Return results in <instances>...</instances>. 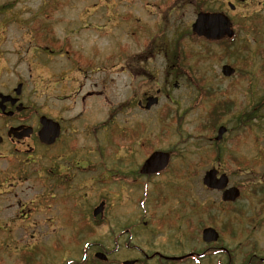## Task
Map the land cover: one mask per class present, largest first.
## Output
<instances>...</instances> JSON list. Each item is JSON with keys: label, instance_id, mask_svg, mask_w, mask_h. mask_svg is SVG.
<instances>
[{"label": "rangeland", "instance_id": "374dc122", "mask_svg": "<svg viewBox=\"0 0 264 264\" xmlns=\"http://www.w3.org/2000/svg\"><path fill=\"white\" fill-rule=\"evenodd\" d=\"M156 1L160 0H0V5L10 4L0 13V66H6L2 86H15L11 80L19 72L24 78V103L63 120V134L50 147L22 152L8 139L0 144V264H22L19 251L36 246L41 247L40 264H79L84 256L88 259L103 249H114L107 264H120L134 256L143 259L141 252L151 255L153 250L167 255L214 252L216 246H205L209 243L201 240L199 232L201 222L209 218L214 220L206 225L218 227L219 232L222 228V242L230 248L233 264H239L249 249L264 253V103L259 100L264 84L248 78L250 65L264 61L258 54L260 45L264 46L259 41H264V29L253 36V42L246 34L236 40L245 44L248 36L250 41L248 51H237V60L244 55L248 73L232 89V79L220 71L224 62L220 48L208 45L198 61L188 51L202 45L187 33L179 36L189 30L196 3L202 0H178L176 5H171L174 0H164L153 5ZM208 1L211 6L226 4ZM36 12L41 27L47 13L60 35L77 30L78 44H95L87 48L98 61L102 54L98 46L103 44V91L98 77L84 79L72 71L62 81L61 92H55L50 76L58 64L49 70L37 59L38 42L32 34L39 27ZM168 40L175 46L164 52ZM64 63L68 68V62ZM39 74L46 81H38ZM98 75L99 70L94 76ZM192 76L204 77L206 84L221 90L205 97ZM158 88L157 104L148 110L135 106L133 100L154 95ZM231 92L237 105L259 104L262 118L252 120L253 131H242L231 121L237 107L225 115L222 124L228 130L220 143L224 151L217 159L210 138L215 131L198 128L213 97L230 98ZM249 92L256 94L251 98ZM82 94L88 95L84 101ZM13 120L0 116L4 138L2 127ZM102 122L98 133L90 132ZM134 129L138 131L134 141L140 147L120 137V132L131 134ZM151 147L172 150L168 170L133 180L135 168ZM229 154L235 161L229 160ZM71 159L74 168L67 172ZM54 161L59 162L57 166ZM211 166L228 174L229 184L242 188L233 205L220 204L219 191L203 186L202 174ZM65 173L73 180L57 185L54 179ZM102 200L103 213L93 217L92 208ZM190 203L200 210L193 211ZM180 211H188L190 232L177 220ZM149 219L167 221L157 225ZM228 222H232L233 235L223 228ZM213 252L162 264H223L226 251ZM160 263L151 258L141 264Z\"/></svg>", "mask_w": 264, "mask_h": 264}, {"label": "flooded vegetation", "instance_id": "af4514ba", "mask_svg": "<svg viewBox=\"0 0 264 264\" xmlns=\"http://www.w3.org/2000/svg\"><path fill=\"white\" fill-rule=\"evenodd\" d=\"M163 1L164 0L156 1L155 4L153 5L162 4L161 2ZM176 1L178 0L172 1L171 5H176L177 3ZM223 1H225L226 4L217 3V5L215 6H211L210 1L208 2H206V0L199 1L196 3L194 15L198 14L199 12H223L224 14L227 15L230 21V29L232 31L231 35L224 34L218 38H214L213 40L206 39L202 36H197V38L199 39V41L203 42V44L206 46L215 44L216 46L220 48V51H219L220 59L224 61L223 63H225V61H228L227 64H229L232 68L229 75H224L222 74V72L221 74L224 77L232 79V84L230 83L229 86L232 87L233 89L234 86L239 81L247 78V73H248V70L246 68L248 66L247 61L245 60L244 55H241L242 57H240V59L237 60V56H238L237 51H239L240 49L241 51L243 50L248 51V47L250 46V41L248 39V36L244 40L245 44L237 43L236 40L239 38L241 34H246L252 37L251 42H253V40H255L253 36H256L257 33L262 32V29H264L263 27L264 26V0H222V2ZM179 4L180 3H178L177 5ZM9 5L10 4L0 5V13L4 11V7L9 6ZM253 5H255L257 8L256 9L253 8ZM101 6H103V4ZM226 7L228 8V10L226 9ZM95 8L96 6L93 7V9ZM242 8H244V10L240 11ZM89 14L91 15L92 12H90ZM34 16H35V19H37V25H39V27L32 30V34L35 38V41L38 42L37 45L35 44V49H37L36 52L38 53L37 59H39V61L41 62L40 64L42 67L47 66L49 70H51V66L53 64H58V67H56V69L51 70L53 72H51L52 76H50L55 84V92H58V93L61 92L60 86H61L62 81L66 77H69V73L72 71L77 72L84 79L91 78V77H98L99 83L101 85L100 88L103 91V44H100L98 46L100 47V52L102 53L98 61L95 56V53H93L91 49L87 48L89 46L95 47V44H91V43L78 44V40H76L78 39V37L77 35H75L77 30L74 31L73 29H70L69 33L60 35L53 28L54 18H52V21H51L49 14L47 13L45 14L46 22L44 24V27H41L42 24L40 25L38 22V19L40 18L39 12H36ZM81 19H85V17ZM39 28H41L42 30H39ZM98 29L100 30V37L102 38L103 37V34H102L103 24H100L98 26ZM187 30L180 33L181 34L179 35L180 38L186 35ZM259 41L264 44L263 39ZM164 46H165L164 52H169L170 49L175 46V44L173 40L171 41L168 40L167 42L164 43ZM258 54L260 55V57L264 58V46L260 45L258 49ZM225 55H228V56H225ZM65 61H67L69 64L68 68L64 67ZM255 65H258V66H255ZM5 68L6 66L4 65L0 66V83H1L0 92L3 94H8L11 97H14L16 96L15 91H14V88H15L14 85H8L7 87L2 86V84L5 82L3 81L4 77L3 75H1V73L4 71ZM97 70H99V75L94 76L95 71ZM249 70L250 71H249L248 78L252 79L253 81L255 80L254 82H260L261 84H264V61H263V64L254 63L250 65ZM5 78H9V77H5ZM37 80L38 81L41 80L43 82L46 81L45 77H43V75L41 74L37 76ZM252 80H249V82H252ZM11 82H14L15 85L20 83L21 91L17 95V101L11 103V99H8L4 102L5 112L10 111L11 113L9 115H4L0 111V116L9 117L10 119H14V120L12 121V123L4 124L2 128L4 129V132L6 134V131L9 127L22 126L19 130L14 132L16 134H19V133H22L23 128H26V126H30L31 132L28 135H24L19 139L14 138L12 135L6 136V138H4L3 136V140L1 143H4L8 139L9 142L17 145L22 150V152H31L37 146L50 147L54 145L60 139L61 135L63 134V120L56 116H50L49 114H44L41 110L32 109V106L24 103L23 101L24 78H23V75H20L19 72L15 75V80H11ZM217 88L221 90L220 86L218 85H217ZM156 93L161 94V89L158 88L156 90ZM255 94L256 92H252L250 94V97L252 98ZM262 94L259 97L260 103H264V96ZM86 96L88 95L82 94L80 100L84 101ZM147 96L149 95L143 94V97H144L143 100L141 99V97H139L133 100V103L135 104L137 108L141 106L143 107V103H145ZM19 103L22 104L21 107L18 105ZM235 107L238 108V111L235 114L231 115L232 117L231 121L233 122V124H235V126L242 129V131L253 129L251 125L252 120L256 117L262 116V114H260L259 112V104L254 103L253 105H250L248 103L242 102V103H238L237 105L235 102V98L231 92L230 98L229 97L219 98V99L216 98L213 102V109L218 114V119L216 120V123H217L216 126H219L218 124H222L223 122H225V119L223 120L222 118H219L220 117L219 115L224 114L225 111L228 110V112L223 115L224 117L225 115L231 113ZM143 109L145 108L143 107ZM41 115L50 117L53 120L57 121L59 124V134L54 140V142L52 144H49V146L41 142L38 136V130L41 126L39 123V117ZM102 125H103V122L100 124V126L92 127L90 129V132L93 131L95 134L98 133L99 128ZM223 125L225 127L224 132H226L228 130V127L226 124H223ZM0 134L3 135V131ZM137 134H138V131L135 129L131 132V134H129L126 131L121 132L122 136L130 135L131 137H134ZM134 139L133 141H130V144L132 143V146L136 144L138 147H140L139 142L135 143ZM128 142L129 140H125V143H128ZM212 142H214V147H213V153H215L214 157L218 159L220 157L218 155V152L220 149L219 141L215 139V137L213 136ZM167 151L170 154V157H169V162H170L172 158L174 157V153L170 149ZM72 152L74 154L75 150L73 149ZM17 153L19 154L18 151ZM70 157L72 158L73 155L71 154ZM69 161H70L69 165L71 166H68V169H66L67 172L71 168H74L72 164L73 160L71 159ZM54 163L57 166L59 162L54 161ZM52 168H50L49 170L50 172H53ZM139 168H140V165H138L137 168H135L137 175L133 177V180L139 176L151 175V174L141 173ZM58 173H60L59 169H58ZM51 176L54 177L53 175ZM72 180H73V177H70L67 175V173H65L61 176L59 180H57V178L54 179V182L57 185H58V182H63L62 185H65V184H69ZM40 251H41V247L39 246L24 248L20 253V259H21L22 264H40V257H39ZM140 254L142 258H145V259H141L139 256L127 257V259H133L134 260L133 264H141L143 263V261L145 262L146 259H151V258H157L161 263L165 261H170L169 259L162 257L163 255H166V254L162 253L160 250H154L153 254L151 255L145 252H141ZM179 260L180 261L185 260V258H182ZM103 262L106 264L108 260H103Z\"/></svg>", "mask_w": 264, "mask_h": 264}, {"label": "water", "instance_id": "95a60500", "mask_svg": "<svg viewBox=\"0 0 264 264\" xmlns=\"http://www.w3.org/2000/svg\"><path fill=\"white\" fill-rule=\"evenodd\" d=\"M191 29L194 33L198 35H203L208 39L218 38L224 34L231 35L232 31L230 29L229 20L228 18L219 12H199L191 24ZM232 68L229 65H223L222 66V72L224 74H230ZM20 86L21 84H17L15 87V93H20ZM8 99H11V103L15 102L17 100L16 97H11L7 94L0 93V109L5 113L6 115H9L11 112L4 111V102ZM157 102L156 96H149L147 97V102L145 104V107H150L151 104ZM21 107L22 105L19 104ZM39 121L41 123V127L38 131L39 139L42 142L45 143H52L54 141V138L59 133V125L57 122H54L50 118H47L44 115H41L39 118ZM22 126L17 127H10L7 130V135H13L16 138H21L24 135H28L31 132V127L23 128L22 133L16 134L15 131L19 130ZM224 131V127L220 126L218 128L217 136L216 138H219ZM2 141V137L0 135V142ZM168 153L165 151L156 150L153 151L142 163L141 165V172H156L160 169H162L167 161H168ZM217 170L215 168H210L205 171L202 181L203 183L211 188H216L219 190H222L221 193V199L223 200H234L238 194L239 190L236 186H229L227 185V175L222 173L219 176L216 175ZM102 209V204H98L93 209V214H97ZM201 237L204 241L210 242L214 241L218 237V232L215 230V228L208 226L204 227L201 232ZM94 256L99 259H105L106 256L101 251H97L94 253ZM171 259H177L179 257H170ZM122 264H133L132 260H124Z\"/></svg>", "mask_w": 264, "mask_h": 264}, {"label": "trees", "instance_id": "16d2710c", "mask_svg": "<svg viewBox=\"0 0 264 264\" xmlns=\"http://www.w3.org/2000/svg\"><path fill=\"white\" fill-rule=\"evenodd\" d=\"M188 32H187V35H191V33H190V30H187ZM191 40L192 41H195L196 43H201V47L200 48H198L196 51H192L191 49L188 51L189 52V56L190 57H197V60L199 61V58H200V56H201V52L203 51V50H209V48H208V46H206V45H204L203 44V42H201V41H199V39L197 38V37H194V36H192L191 35ZM204 49H203V48ZM188 50V49H187ZM187 50H186V52H187ZM175 51V50H174ZM180 53H182V49H181V51H180ZM185 55H186V53H185ZM225 56H228V55H225ZM172 60H173V57H172ZM171 59H169V61H172ZM198 78H204V77H199V76H193V79H194V82L196 83V80L198 79ZM208 91H210V89L208 90ZM209 126L211 127V126H213V123L211 122L210 124H209ZM210 127H207V128H210ZM199 129V128H198ZM227 204H229V203H227ZM190 205H191V208L193 209V211H195V212H198L200 209H198V207L196 206V204L195 203H190ZM210 220H212L211 218H210ZM201 224H202V226H203V222H201ZM223 228L225 229V232L228 234V235H233V229H232V222L230 223V222H228L227 224H225V225H223ZM199 231H200V229H199ZM223 230H222V228H221V232H222ZM219 244H222L221 246H223L224 248L222 249V248H220V249H222V250H219L220 252L221 251H223V250H225L226 251V258H225V261H224V263L223 264H233L232 263V259H231V250H229L230 248H228V245H223V242H222V238H219ZM256 253V249H249V250H247V251H245L244 252V257H243V259H242V261L239 263V264H259V259L256 257V256H254L253 255V253ZM85 260V257L83 258V261ZM101 263V261H99V260H97V259H95L93 256L90 258V262L88 263V264H100ZM103 263V262H102ZM82 264H87V263H82Z\"/></svg>", "mask_w": 264, "mask_h": 264}]
</instances>
